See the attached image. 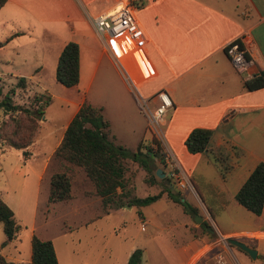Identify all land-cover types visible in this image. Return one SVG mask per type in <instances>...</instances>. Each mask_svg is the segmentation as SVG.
<instances>
[{
    "label": "crops",
    "instance_id": "0c3cea01",
    "mask_svg": "<svg viewBox=\"0 0 264 264\" xmlns=\"http://www.w3.org/2000/svg\"><path fill=\"white\" fill-rule=\"evenodd\" d=\"M117 1L121 0H6L0 7L9 8L14 13L29 10L42 22V28L54 35L49 58L50 71L54 74L64 43L68 40L78 43L79 80L73 86H66L83 93L76 101L75 111L86 100V92L98 68L97 40L91 30L84 28L88 25L91 29V26L82 18L80 8H89L95 13ZM124 1H130L134 7L142 38L135 50L121 58L123 69L117 67L116 71L126 92L141 110L139 99L147 98V102L157 104L154 94L159 89H164L172 99L173 105L169 108L162 127L164 148L174 158L180 172L188 177L187 190L180 191L182 200L189 201L191 191L197 204L191 203L193 221L171 223L173 211L177 209L172 208V204L168 202L177 201L162 188L159 191L161 195L150 203L108 205L105 209L102 203V211L110 213L138 206L141 207L142 224L152 221L159 230L168 231L178 229L183 224L191 235L176 248L182 264H203L209 261L216 250H223L233 260L243 264L248 257L247 252L231 243L225 245L221 238L236 236L251 245L254 236H264V227H237L240 224L254 223V218L249 214L253 212L235 198L236 191L256 164L260 161L264 163V83L254 89H248L244 85L245 79L254 75H260L264 80V0ZM65 21H70L73 25L68 26L69 32L65 29L60 34L59 23ZM19 30L24 32V29ZM239 36L253 59L246 71H238L224 50L228 41ZM102 49L105 50L104 47ZM110 59L112 60L111 57ZM112 62L115 64L113 60ZM44 69L43 65L33 68L40 74ZM27 76L32 78L35 75L28 73ZM102 77L105 78L103 69ZM102 108L104 111V104ZM109 122V137L114 141L117 134L112 130L110 120ZM194 127L214 129L210 150H187L185 138ZM151 132L148 144L153 143L152 137L155 136L152 130ZM62 135L50 152L53 153ZM39 141L36 133L35 140L26 149V153L22 152L25 160L33 157V147ZM140 142L143 143V140L140 139L137 146ZM51 155L44 159L41 172L51 162ZM213 156H219V163L213 160ZM151 162L155 173L152 182L158 183L167 176V170L170 172L172 164L164 162L159 155L154 156ZM125 163L126 166L132 165L134 174L142 168L136 160L129 157L125 158ZM158 168L163 173L162 176L156 174ZM32 172L38 180L42 178L39 171L37 173L34 169ZM83 173L80 180L84 183L88 177L84 171ZM131 178L132 181L128 179L132 186L131 194L138 196L134 175ZM149 182L151 181L146 180V183ZM86 191L88 190H84L85 193ZM72 194L64 201H69ZM160 199H165V204L155 208L158 204L154 203ZM150 205H154L153 213L146 211V207ZM162 213L164 224L158 225L157 217ZM253 214L256 215L257 223L263 221L264 207L260 214ZM135 247L133 244L126 251L125 264ZM143 252L142 249V256ZM56 256L58 263L62 264L57 251Z\"/></svg>",
    "mask_w": 264,
    "mask_h": 264
},
{
    "label": "rangeland",
    "instance_id": "374dc122",
    "mask_svg": "<svg viewBox=\"0 0 264 264\" xmlns=\"http://www.w3.org/2000/svg\"><path fill=\"white\" fill-rule=\"evenodd\" d=\"M80 9L82 18L91 26V29L88 25L84 28L91 30L97 40L98 68L86 92V101L96 106L105 105L103 114L111 121L112 130L117 134L113 141L115 144L133 152L138 141L142 139L144 144L142 150L145 152V145L152 135L146 116L122 84L121 77L116 71L117 67L123 69L121 63L114 64L108 52L102 49L103 45L97 38L91 20L94 11L89 8ZM59 25L62 34L65 29L69 32L68 26L73 24L65 21L60 22ZM19 29H24V32H20ZM53 38L54 35L44 30L42 22L29 10L14 13L9 8L0 9L2 91L10 92L16 102L30 107L35 106L32 101L34 95L45 93L50 96V102L44 105L43 114L39 119L37 137L40 141L33 147V157L25 160L22 157L23 149L14 148L0 140V194L12 208L20 224L17 238L6 244H2L5 233L0 224V252L9 260L28 261L31 256V237L36 235L41 239L52 240L62 264L68 262L69 264H125L126 251L133 244L144 251L139 264H182L176 248L191 235L189 229H185L183 224L177 227L178 229L173 228L172 231L159 230L152 221H145L142 224L141 207L138 206L103 213L102 200L96 196L91 181L85 178L86 181L83 183L80 180V175L84 176L82 169L72 165L66 167L61 159L54 157L50 152L57 139L63 134L65 124L75 113L76 101L83 95L58 82L55 74L50 71L49 58ZM37 65H43L45 68L41 74L33 70ZM102 69L105 71V78L102 77ZM28 73H33L35 76L29 78ZM21 75L27 80L26 87L23 88L16 86L17 78ZM12 89H14L13 93ZM147 105L153 109L156 104L148 101ZM6 118L7 115L0 108V123ZM35 137L36 135L34 140ZM50 155L51 162L41 172L44 159ZM149 159L152 161L153 156ZM151 161L149 164L153 171L154 164ZM64 168L71 172L72 197L69 201L50 200L51 176ZM34 169L37 173H41L42 178L39 180L32 172ZM127 170L129 172L126 176L130 181H132L131 176L134 175L138 196L156 194L162 188L167 193L170 192V197L177 201L168 202L172 204V208L177 209L173 211L171 223L193 221L194 216L190 208L191 203L197 204L195 197L190 191L189 201H185L188 206L185 207L180 191L183 192L187 188L180 189L177 179L171 176L168 170L167 176L158 183L152 181L146 183L144 178L149 172L144 167L139 168L134 174L133 167L129 164ZM84 190L88 191L85 193ZM177 197L181 201H178ZM165 202V199H160L154 203L158 204L155 208L163 206ZM153 207L154 205L146 207L147 213L149 211L153 213ZM183 213L184 215H181ZM249 214L253 216L254 223L240 224L237 227H264V220L258 221L261 223L259 224L255 221L256 215ZM157 221L158 225L164 224L163 213L158 215ZM251 241L252 244L248 245L259 251V254L252 258L247 253L248 257L243 264H264V236H254Z\"/></svg>",
    "mask_w": 264,
    "mask_h": 264
},
{
    "label": "trees",
    "instance_id": "16d2710c",
    "mask_svg": "<svg viewBox=\"0 0 264 264\" xmlns=\"http://www.w3.org/2000/svg\"><path fill=\"white\" fill-rule=\"evenodd\" d=\"M6 0H0V7ZM55 78L65 86H73L79 80V45L74 40L64 43L56 63ZM26 77L19 76L16 86L26 87ZM263 77L254 75L245 79L244 85L248 89L262 86ZM12 89V93H13ZM44 96V97H43ZM35 106L16 102L10 92H3L0 86V108L7 115L0 123V140L14 148L23 149L30 145L37 133L39 119L43 114V107L50 102L48 94L34 95ZM102 106H96L83 100L68 121L63 135L56 145L53 156L61 159L70 167H81L85 175L94 186L96 194L101 197L104 208L108 205L120 206L123 203L144 205L157 199L161 192L147 196L131 194L132 186L126 176L127 166L125 158L130 157L138 161L147 169L149 175L146 180L153 181L155 173L149 162L150 156H156L162 147L159 140L153 136L151 144L140 142L135 151L129 152L122 145L115 144L109 137V120L104 116ZM213 128L194 127L185 138V145L190 152L210 150ZM219 157V156H218ZM217 156H213L216 163ZM224 171V169L222 168ZM50 200H65L71 196V174L65 168L52 174ZM118 188L120 189L118 191ZM169 195L170 192L168 193ZM236 200L255 214H260L264 207V163L258 162L248 177L235 193ZM181 201L179 197L176 198ZM185 207L188 205L182 201ZM0 224L5 233L2 244L17 238L20 224L15 218L14 211L4 201L0 194ZM142 248L135 247L128 256L127 264H139ZM0 264H59L52 240L41 239L36 235L31 237V256L28 261H12L0 252Z\"/></svg>",
    "mask_w": 264,
    "mask_h": 264
},
{
    "label": "built area",
    "instance_id": "2783aa9c",
    "mask_svg": "<svg viewBox=\"0 0 264 264\" xmlns=\"http://www.w3.org/2000/svg\"><path fill=\"white\" fill-rule=\"evenodd\" d=\"M93 27L97 33V38L102 43L104 49L108 52L115 64L121 63V58L135 50L140 44L142 30L135 17L134 7L130 1H117L108 7H105L91 16ZM115 42V43H113ZM224 50L230 58L233 66L238 71L248 70L253 59L248 54L246 47L242 42V37H236L228 41ZM157 104L153 109L147 105V98H140L139 103L146 115L148 126L154 132L155 137L159 140L161 148L157 155L164 162L172 164L170 175L177 179L179 188L184 189L188 186V177L182 174L174 158L164 148V135L162 125L165 121L166 114L173 102L164 89L155 92ZM153 149H157L156 144L152 143ZM225 245H228L226 237L221 238ZM203 264H239L229 257L223 250H216L210 256L209 261Z\"/></svg>",
    "mask_w": 264,
    "mask_h": 264
},
{
    "label": "water",
    "instance_id": "95a60500",
    "mask_svg": "<svg viewBox=\"0 0 264 264\" xmlns=\"http://www.w3.org/2000/svg\"><path fill=\"white\" fill-rule=\"evenodd\" d=\"M156 174L161 175V176L163 175V173L160 172V169H159V168L156 170ZM226 241H227L228 243H231V244L237 246L238 248L244 250V251L247 252L252 258H255L256 255H257V250H256L254 247H252V246L246 244L244 241L238 239L237 237H234V236H228V237H226Z\"/></svg>",
    "mask_w": 264,
    "mask_h": 264
},
{
    "label": "snow or ice",
    "instance_id": "6c2138e0",
    "mask_svg": "<svg viewBox=\"0 0 264 264\" xmlns=\"http://www.w3.org/2000/svg\"><path fill=\"white\" fill-rule=\"evenodd\" d=\"M113 43H115V42H113Z\"/></svg>",
    "mask_w": 264,
    "mask_h": 264
}]
</instances>
